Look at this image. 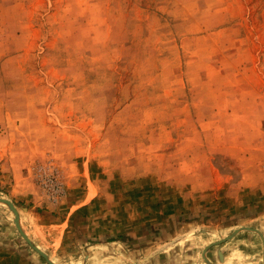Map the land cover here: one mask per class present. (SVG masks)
<instances>
[{"label":"rangeland","instance_id":"rangeland-1","mask_svg":"<svg viewBox=\"0 0 264 264\" xmlns=\"http://www.w3.org/2000/svg\"><path fill=\"white\" fill-rule=\"evenodd\" d=\"M247 229L264 0H0V261L264 264Z\"/></svg>","mask_w":264,"mask_h":264},{"label":"crops","instance_id":"crops-1","mask_svg":"<svg viewBox=\"0 0 264 264\" xmlns=\"http://www.w3.org/2000/svg\"><path fill=\"white\" fill-rule=\"evenodd\" d=\"M243 231H254V230H251V229H247V230H242V231H240L235 237H234V239H232V240H235V238H237L238 236H241L242 234H243ZM254 233L255 234H258V235H260L261 236V238H262V243L264 244V234H263V232L262 233H260V232H257V231H254ZM175 242H176V240H175ZM171 244V242H168V245H170ZM211 246V245H210ZM210 246H208V245H206L205 247H203L202 248V253H204V252H206L207 250L209 251V248L208 247H210ZM211 249H213L214 250V247H212ZM165 251H170V250H172V247H167L166 249H164ZM161 252V251H160ZM7 258H11L12 257V255H7L6 256ZM21 260V259H20ZM23 261V260H22ZM12 261L11 260H9V261H6V260H4V261H0V264H13V263H11ZM23 263H25L26 264V262L25 261H23L21 264H23Z\"/></svg>","mask_w":264,"mask_h":264},{"label":"water","instance_id":"water-1","mask_svg":"<svg viewBox=\"0 0 264 264\" xmlns=\"http://www.w3.org/2000/svg\"><path fill=\"white\" fill-rule=\"evenodd\" d=\"M12 206H13V205H12ZM20 229H21V231H22V233H23L24 237H25V238H26L28 241H30V239H29V238H28V237L25 235V233L23 232V230H22L21 226H20ZM238 232H239V231H236V232H235V234H236V233H238ZM38 250H39V251H40L42 254H44V255H45V253H43L41 249H39V248H38ZM45 256L47 257V255H45Z\"/></svg>","mask_w":264,"mask_h":264}]
</instances>
